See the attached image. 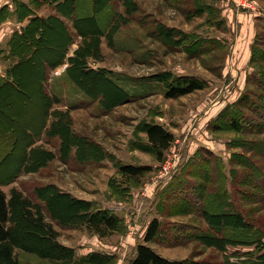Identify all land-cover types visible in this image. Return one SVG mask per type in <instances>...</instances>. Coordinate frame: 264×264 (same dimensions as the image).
I'll use <instances>...</instances> for the list:
<instances>
[{
  "label": "rangeland",
  "instance_id": "374dc122",
  "mask_svg": "<svg viewBox=\"0 0 264 264\" xmlns=\"http://www.w3.org/2000/svg\"><path fill=\"white\" fill-rule=\"evenodd\" d=\"M58 1L64 0H0V86L9 80V84L16 83L13 88H2L1 106H8L13 114L4 110L0 120L13 121L14 115L24 119L29 112L40 119L41 107L51 105L49 126L56 125L60 115L69 123V130L60 126L63 134H43L34 140L35 156L26 172L15 175L20 169L19 156L13 164L3 163L0 183L8 195L14 186L35 193L36 187L48 185L46 192H66L84 200L80 210L116 213L122 227L103 237L84 223L70 221L71 213L61 205L65 198L52 199L50 205L45 204L47 214L52 211L60 219L48 216V220L58 231V239L73 249L75 259L54 261L24 254V263L131 264L138 243L145 241L148 223L158 217L171 230L150 244L170 264H226L225 252L211 245L212 239L199 237L188 242L175 237L179 224H191L199 232L213 231L211 223L217 220L195 204L187 212L180 201L171 198L179 187L190 190V182L203 183L199 173L209 164L206 168L211 176L204 182L208 207L221 202L222 189L227 187L232 204L251 210L250 215L261 220L264 228V200H247L254 198L253 185H262L264 132L238 131L230 124L232 118L244 122L245 115L264 122L256 112H264V0H257L261 13L243 10L238 0H106L112 2L116 16L110 8L112 19L103 16L104 30L99 32L89 28L99 33L90 40L64 15L71 3L60 11ZM76 2L85 8L91 0ZM20 9L23 15L28 10L31 13L20 20ZM59 17L72 34L69 59L45 70L38 64L19 68L18 57L11 51L15 31L34 19L35 26L47 28L49 40L62 44L67 35L61 28L50 27L60 24ZM23 21L26 23L20 25ZM254 48L258 50L253 60ZM47 52L49 48L42 50L39 59L49 55ZM73 56L76 65L70 74ZM93 70L101 74H93ZM178 76H195L204 88L167 97ZM36 77L43 81L37 82ZM15 90L30 92L34 100L29 95L26 99L32 105L23 106L16 99L9 103L3 93ZM48 92L54 98L42 96ZM244 96L247 105L241 101ZM154 122L175 135L162 159L148 140L147 126ZM71 136L76 145L67 148L64 140ZM124 163L150 170L130 179L120 171ZM5 169L9 171L3 172ZM235 248L231 246L229 251ZM241 257L234 255L230 260L237 262L244 259Z\"/></svg>",
  "mask_w": 264,
  "mask_h": 264
},
{
  "label": "trees",
  "instance_id": "16d2710c",
  "mask_svg": "<svg viewBox=\"0 0 264 264\" xmlns=\"http://www.w3.org/2000/svg\"><path fill=\"white\" fill-rule=\"evenodd\" d=\"M68 1L71 3V8L70 10L64 11V5L67 4ZM105 1L106 0H91L88 6L80 8L76 0H64L61 2L58 1L57 7L60 11H64L65 16L71 17L73 21H75L74 26L77 31L90 40L93 38L92 35L96 36L99 30H104V27L101 26L103 16H105L104 20H106L107 17L108 19H112L109 15H111L110 8L112 10L113 4L112 2L107 4ZM22 7L29 8V6L26 7L24 5ZM105 9L107 12L102 13ZM22 12L23 11L20 9L18 14L20 20L30 14L31 10H28L26 15H23ZM112 12L113 17H115L117 12L113 10ZM55 18L58 17L56 16ZM45 19L46 21L48 20L47 18H40L42 22H45ZM58 22H60V24H50V27H52L51 30H53L54 27L61 28L62 34L65 33L67 35V43L66 40L62 44L49 40V37L45 34V29L47 28L43 26V23V25L35 26L34 19L33 23L21 26L15 31L11 44V51L12 55L18 57L16 65H19V68L26 64L34 66L38 64L45 70L47 66L52 68L69 59V48L73 42L72 34L70 32L67 33L69 31L68 24L65 23L63 18H60ZM84 24L88 29L84 27ZM83 28L86 29L85 32L82 31L84 30ZM89 28H94L98 30V32H92L93 29L89 30ZM60 41L62 42L63 39ZM46 48H49V52H47L49 55H43L44 57L39 59V56H42V50ZM253 50L254 60L258 48H254ZM75 57H78V53ZM75 57L73 56L71 60V69H69L70 74H72L74 66L76 65L74 61ZM92 72L93 74H101L100 70H93ZM41 79L43 81V77L35 78L37 82ZM176 79L177 80L173 81L168 88L166 93L167 97H179L204 88L203 81L195 78V76H178ZM9 83L10 80L0 86V97L2 88L6 85L7 89L8 85H10L11 88L16 86V83ZM27 92L15 90L10 94L3 93V95L5 99H10L8 102L11 104L12 101L16 99L21 100L23 106H31L32 103L29 104L28 99H26L27 95H29L28 98L30 97V101L34 99L31 97L32 94ZM85 92L92 95L89 91ZM42 96L44 98H54L53 94L49 92ZM241 101L244 105L249 103L247 96L242 97ZM248 106L251 108V104H248ZM41 108V116H44V118H33V115L36 113L29 112V115L24 119H19L20 117L18 118L14 115L13 121L9 119L0 120V166L3 163H15L18 159H14L15 156H19L20 169H17L18 171L16 170L15 175H20L27 171V163H29L31 157L35 156L32 146L35 143L34 140H39L43 134H63L64 131L60 129V126H65L66 129L69 130V123L64 121L62 115H60V119L57 120L56 125L51 124L49 126L48 123L50 120L47 116L50 113L49 111H51V105ZM4 110L5 114H13L12 110H8V106H1L0 102V112L2 113ZM34 111H37V109L35 108ZM256 112L264 119L263 111L257 109ZM243 117H245L244 122L237 121L234 118L230 119V124L233 129L254 133L258 131L260 133L264 132L263 120H260V122L254 118H250L248 115ZM147 135L150 144L157 149L159 159H162L164 151L170 148L175 141L174 133L168 130L163 124L157 122L148 124ZM73 139V136H71L70 139L64 140L65 147L69 148L70 146L76 145L71 143ZM78 145L80 146V143ZM18 148H21L22 151L19 152ZM7 158L9 160H6ZM207 166H209V164L204 165L199 173L200 179L204 182L211 176L208 168H206ZM119 168L121 173L130 179L139 177L150 170L148 166L125 163L121 164ZM6 171H9V169L3 170V172ZM238 178L241 179L240 177ZM261 178L262 181H259V183L262 185H253L254 189H256L253 193L254 198L247 199L251 200L253 203L264 200V174L261 175ZM204 182L201 184L190 182V190H184L182 189L183 187H179L174 192V196H172L171 199L180 201L179 203H181V206H185L184 209L187 212L194 210L192 208L194 204L195 208L200 207L198 208L200 212L201 210L208 211L209 216L217 220V222L211 223L213 231L199 232V228L191 224H179L175 227V229H177L175 237H183L182 241L188 242L199 237L212 239L211 245L215 244V246L221 248V250L225 252L224 256L227 258L226 264H264V228L260 225L261 220L258 222L257 218L250 215L251 210H243L233 205L227 187L222 189L221 195L223 199H221V202L212 205V207H208V203L204 202L207 196ZM10 183L11 182L8 181V184ZM51 185L55 186L53 184ZM48 187V185L38 186L35 188V193H29L24 189L14 186L11 188L10 195H8L2 188V183H0V264H25L22 259L24 254H35L44 260L74 261L75 255L73 249L66 246L58 239V231L53 222L48 220L49 217H51L52 220L60 219V217L55 215L52 211L49 215L47 214L45 204L47 202L50 205L52 199L65 198V202L62 199L63 204L61 205H64L66 210L71 213L70 221L74 224L75 222L84 223L91 230L103 237L111 235L121 229L122 221L116 213H112L108 209L99 210L94 213H90L84 209L80 210V205L85 202L84 200L77 199L66 192H46ZM255 187H258L259 190ZM38 198L41 199V201L37 200ZM204 205L206 207L205 209L202 208ZM170 230L171 228H169V226H164L163 222L158 217L152 218L146 228L145 241L138 243L131 264H170V259L160 254L150 244L151 242H158L163 233ZM231 246L236 247L234 252L229 251ZM241 246L247 248V250L240 251L237 247ZM234 255L240 258L243 256L244 259H238L237 262H233L230 259Z\"/></svg>",
  "mask_w": 264,
  "mask_h": 264
},
{
  "label": "built area",
  "instance_id": "2783aa9c",
  "mask_svg": "<svg viewBox=\"0 0 264 264\" xmlns=\"http://www.w3.org/2000/svg\"><path fill=\"white\" fill-rule=\"evenodd\" d=\"M238 6L243 10L255 11L256 13H261V9L257 3V0H238Z\"/></svg>",
  "mask_w": 264,
  "mask_h": 264
},
{
  "label": "crops",
  "instance_id": "0c3cea01",
  "mask_svg": "<svg viewBox=\"0 0 264 264\" xmlns=\"http://www.w3.org/2000/svg\"><path fill=\"white\" fill-rule=\"evenodd\" d=\"M232 7H230L229 9L231 10ZM11 22V21H10ZM26 23V21L23 22H19L20 25H24Z\"/></svg>",
  "mask_w": 264,
  "mask_h": 264
}]
</instances>
